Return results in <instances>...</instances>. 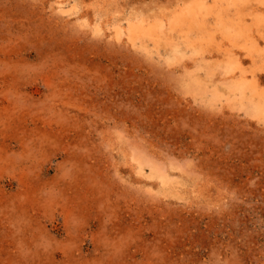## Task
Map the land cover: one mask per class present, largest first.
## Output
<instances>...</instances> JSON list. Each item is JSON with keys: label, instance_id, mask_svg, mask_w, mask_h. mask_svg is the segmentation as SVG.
I'll use <instances>...</instances> for the list:
<instances>
[{"label": "rangeland", "instance_id": "1", "mask_svg": "<svg viewBox=\"0 0 264 264\" xmlns=\"http://www.w3.org/2000/svg\"><path fill=\"white\" fill-rule=\"evenodd\" d=\"M262 65L264 0H0V264H264Z\"/></svg>", "mask_w": 264, "mask_h": 264}, {"label": "bare ground", "instance_id": "2", "mask_svg": "<svg viewBox=\"0 0 264 264\" xmlns=\"http://www.w3.org/2000/svg\"><path fill=\"white\" fill-rule=\"evenodd\" d=\"M234 2V1H233ZM194 5V4H193ZM188 7H189V5H188ZM187 7V8H188ZM192 7H194V6H192ZM187 8H186V10H187ZM195 9V8H194ZM186 13V12H185ZM188 13V12H187ZM194 14V13H193ZM181 15H183L184 16V14H182L181 13ZM185 15H187V14H185ZM189 15V14H188ZM188 15L186 16V17H188ZM185 17V20L183 21V22H185L186 21V19H189V18H186ZM179 19V18H178ZM182 22V23H183ZM187 22V21H186ZM185 22V23H186ZM240 23V22H239ZM238 23V24H239ZM187 24V23H186ZM142 25V24H141ZM182 25V24H181ZM135 28V27H134ZM137 28V27H136ZM132 29V28H131ZM140 32V31H139ZM143 32V31H142ZM142 32H140V33H142ZM138 33V32H137ZM257 39V38H256ZM259 45V44H258ZM177 50V49H176ZM259 51V50H258ZM237 59H235V61H236ZM230 62V61H229ZM236 63V62H235ZM235 63H233V64H235ZM238 64H239V62H237V66H238ZM241 64V63H240ZM239 64V66H241ZM237 66H236V68H237ZM262 66H264V65H262ZM238 71H240V68L238 69ZM241 71H243L242 69H241ZM236 72V71H235ZM243 73H245L246 74V72H244L243 71ZM252 73V72H251ZM240 74V73H239ZM238 74V75H239ZM245 74H243V75H245ZM250 74V73H249ZM237 75V76H238ZM241 75H242V72H241ZM240 75V76H241ZM255 75V74H254ZM232 76H234V73H233V75ZM258 76V75H257ZM250 77V76H249ZM254 78V77H253ZM256 78H258V77H256ZM256 78H254V79H252L250 82H245V80L243 81L244 82V84L245 83H247L246 85H244L243 86V84L242 83H240V85L238 84V85H236V86H239V87H237L236 89H238V90H240L241 91V94H243V91H244V89H248L249 90V92L251 93V95L252 96H256L257 98H258V102H256L255 104H254V109L257 111V112H260L261 113V111H264V91L262 92H260V89H258L257 88V85H258V82H257V80H256ZM239 80H240V78H238ZM237 79V80H238ZM244 79V78H243ZM251 79V78H250ZM238 80V81H239ZM249 80V79H248Z\"/></svg>", "mask_w": 264, "mask_h": 264}]
</instances>
